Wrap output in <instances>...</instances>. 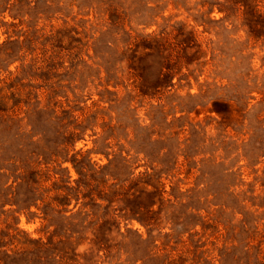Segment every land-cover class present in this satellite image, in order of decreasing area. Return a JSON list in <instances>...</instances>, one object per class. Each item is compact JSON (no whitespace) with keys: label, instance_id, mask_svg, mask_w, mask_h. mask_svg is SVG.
<instances>
[{"label":"rangeland","instance_id":"374dc122","mask_svg":"<svg viewBox=\"0 0 264 264\" xmlns=\"http://www.w3.org/2000/svg\"><path fill=\"white\" fill-rule=\"evenodd\" d=\"M65 156L92 168L98 222L128 236L110 264H264V0H0V170L62 162L74 184ZM30 212L19 229L46 238Z\"/></svg>","mask_w":264,"mask_h":264},{"label":"trees","instance_id":"16d2710c","mask_svg":"<svg viewBox=\"0 0 264 264\" xmlns=\"http://www.w3.org/2000/svg\"><path fill=\"white\" fill-rule=\"evenodd\" d=\"M228 1L235 5L236 0ZM147 36L145 48L155 51L156 54L157 49L162 46L159 47L155 37ZM153 52H148L146 56H154ZM136 54L138 52L135 49L131 65L139 69L136 65L135 59L138 58ZM181 56L176 55V59ZM170 57L171 53L168 51L164 57L165 66H162L167 70L166 77L169 76L168 71L172 72L175 66ZM159 83L152 86V89L163 91L169 85V82L167 85ZM223 107L218 102L214 104L212 110L219 114L225 113L227 108ZM66 136L64 134V140L56 145V148L64 145L65 149L59 151L61 153H67V146L79 139L81 132L74 127V131H69ZM11 161L19 164L13 170L7 168L0 170V180L5 179L4 187L0 190V216L6 214L13 216L12 223L0 228V264H99L101 256L105 258L104 263L110 264L116 262L115 259L119 260L116 254L123 250L124 241L128 240V236L121 234L119 239H116L117 234H113L111 228L113 226L108 219L102 218L101 223L98 222L94 210L93 190L87 182L88 178L92 179L90 176L92 168L77 162L74 156L69 160L65 156L63 161L72 163L79 175L72 184L62 162L57 163L58 165L52 169L43 170L33 166V162L27 158L15 157ZM105 168L106 166L102 170ZM141 177L149 181L153 175L143 172ZM115 179L117 181V178ZM144 183L149 184L146 181ZM152 204L144 206L141 215L135 214L137 221L143 225L150 226L155 223V219L152 218L155 214V211L151 210ZM32 207L39 211L42 221L53 228L46 238H33L18 227L19 214L32 213L30 212ZM34 217L35 215L31 214L27 216V220L30 221ZM100 252H103V255L100 256ZM146 257L144 254L139 260Z\"/></svg>","mask_w":264,"mask_h":264}]
</instances>
